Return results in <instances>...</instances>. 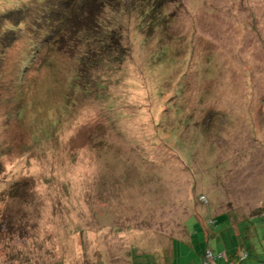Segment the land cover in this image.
Instances as JSON below:
<instances>
[{
  "label": "rangeland",
  "instance_id": "1",
  "mask_svg": "<svg viewBox=\"0 0 264 264\" xmlns=\"http://www.w3.org/2000/svg\"><path fill=\"white\" fill-rule=\"evenodd\" d=\"M40 1L0 0V264H201L263 232L264 0H103L26 49L58 29Z\"/></svg>",
  "mask_w": 264,
  "mask_h": 264
},
{
  "label": "trees",
  "instance_id": "2",
  "mask_svg": "<svg viewBox=\"0 0 264 264\" xmlns=\"http://www.w3.org/2000/svg\"><path fill=\"white\" fill-rule=\"evenodd\" d=\"M42 1L44 0H41L39 3L41 5L40 7L43 8V12L38 18L40 25L52 26L54 23H57L58 29L53 31L52 34V32L47 29H42V31H39V28H35L33 26V29L27 33L28 38H24L27 44L26 49L33 45H36L42 50V47H45V45H50L51 42L54 43L53 38H55L56 36L57 41L59 43H62L66 39V37H69V35L78 26H80L82 19L85 21L86 19L90 21V17L94 14L96 8L102 3L103 0H46L44 1V4L42 3ZM96 1L99 2L95 3ZM151 1L156 2L158 0ZM42 4L44 6H42ZM159 6L160 5H158L157 3L156 8H159ZM10 21H12V19L9 17V15H3L2 27L0 26V29L8 26L11 27L12 25ZM36 33L40 35L35 36ZM0 37H3V32L0 33ZM8 42L9 43L6 48H9L12 40ZM12 43L14 44L15 40ZM115 45L117 44H109L106 42L100 45V47H102V54H106L107 52H114ZM26 55L27 53H25V56ZM23 64L25 66L26 64L30 65L31 61H29L28 58H23ZM24 69L25 68L23 67V70ZM248 218L251 217L237 220V222L235 223V227H232V229H230L233 230L231 232L233 247L237 250L232 249L227 251L224 249L215 253L211 250H206L200 256L201 264H203L207 252H210L213 256V259L209 260L207 264H210L211 261H214V263L223 261V264H240L242 261L246 262L247 260L254 263L264 264V231L258 234L255 227V225H257L256 222L254 223L252 219L248 220ZM257 222H261L264 224V215H260V220H258ZM259 235H261V237H259ZM167 259L168 258H166V262Z\"/></svg>",
  "mask_w": 264,
  "mask_h": 264
},
{
  "label": "built area",
  "instance_id": "3",
  "mask_svg": "<svg viewBox=\"0 0 264 264\" xmlns=\"http://www.w3.org/2000/svg\"><path fill=\"white\" fill-rule=\"evenodd\" d=\"M211 259H213V256L211 255L210 252H207V253H206V257H205V259H204V261H203V264H207L208 261L211 260Z\"/></svg>",
  "mask_w": 264,
  "mask_h": 264
},
{
  "label": "crops",
  "instance_id": "4",
  "mask_svg": "<svg viewBox=\"0 0 264 264\" xmlns=\"http://www.w3.org/2000/svg\"><path fill=\"white\" fill-rule=\"evenodd\" d=\"M238 244H239V243H238ZM237 246H238V245H237ZM232 249L235 250L236 248H234L233 246H231V247H226V248H225V250H227V251H228V250H232ZM236 250H237V249H236ZM220 251H221V250H220ZM222 262H223V261H219L217 264H223ZM240 264H241V263H240ZM246 264H247V263H246Z\"/></svg>",
  "mask_w": 264,
  "mask_h": 264
}]
</instances>
